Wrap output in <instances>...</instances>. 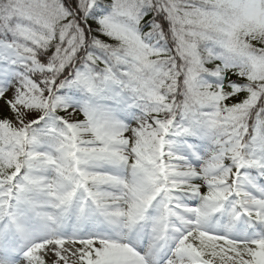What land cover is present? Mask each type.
Wrapping results in <instances>:
<instances>
[{"label":"snow or ice","instance_id":"snow-or-ice-1","mask_svg":"<svg viewBox=\"0 0 264 264\" xmlns=\"http://www.w3.org/2000/svg\"><path fill=\"white\" fill-rule=\"evenodd\" d=\"M0 264H264V0H0Z\"/></svg>","mask_w":264,"mask_h":264}]
</instances>
